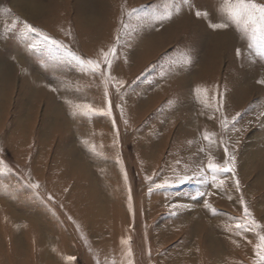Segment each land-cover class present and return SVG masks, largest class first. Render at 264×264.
<instances>
[{
  "label": "rangeland",
  "instance_id": "374dc122",
  "mask_svg": "<svg viewBox=\"0 0 264 264\" xmlns=\"http://www.w3.org/2000/svg\"><path fill=\"white\" fill-rule=\"evenodd\" d=\"M164 2L0 0V264H253L264 234V56L234 26L196 17L220 22L221 0H190L162 26L133 18L107 97L98 75L57 50L29 51L19 25L4 31L18 17L102 60L128 12ZM109 99L111 116L73 114L77 103L107 110ZM225 145L234 175L220 187L211 175L168 189L147 179L195 175L209 148L222 163ZM241 198L256 231L238 234Z\"/></svg>",
  "mask_w": 264,
  "mask_h": 264
},
{
  "label": "snow or ice",
  "instance_id": "6c2138e0",
  "mask_svg": "<svg viewBox=\"0 0 264 264\" xmlns=\"http://www.w3.org/2000/svg\"><path fill=\"white\" fill-rule=\"evenodd\" d=\"M185 4L191 7L190 0H165L162 9L153 7L151 12H143L141 9H132L127 13L128 20H121L122 31L116 36V44L107 51L101 50L100 57H102V60L84 58L77 55L69 45L51 37L41 29L34 27L26 20H22L18 17L13 19L11 24L5 23L4 31L8 32L16 30L19 25L21 37L26 41H29V51L40 52L42 49L48 51L57 50L72 61H75L82 71L90 73L94 77L98 75L105 84V96L107 97V85L109 81L115 79V77L111 75V70L113 68L114 60L118 55L119 43L123 38V35L127 34L131 28V20L135 18L136 21L141 23H150L153 25L159 24L162 26L165 21L171 20L174 14H179L182 5ZM0 11L7 13L9 10L3 9ZM195 15L197 18H205L208 21V26L213 30H223L228 29L230 25L234 26V30L240 35V37L247 41L246 46L250 50H255V55L264 56V3H258L257 0H221L218 8L220 22H212L210 14L207 11L197 10ZM67 34L70 36L71 32L69 31ZM240 54V49H237V56H240ZM180 62L191 63V58L190 56H182ZM258 82L264 84V80ZM119 84L122 86L123 81H120ZM52 90L55 91L56 89L53 88ZM197 91L198 93L200 92L199 89ZM204 93L205 98L201 102L205 107H208L206 90H204ZM72 107L74 108V115L78 113L85 118H90L96 115H112L110 99L108 101L107 110L94 108L90 103H77ZM220 107H222V105L217 107L216 111H219ZM237 116H239V114H237ZM236 119L237 117H232L233 125ZM221 127L224 129L229 127L227 119L221 122ZM214 135L215 134L205 133L203 135V140L211 146L217 143V141L213 139ZM223 153L222 163L216 162V158L211 154V148H209L206 166H201L195 175L178 176L175 183L167 179H164L162 183H157L153 177H147V179L154 183L157 189H168L194 181L203 183V178L206 175H211L214 186L220 187L224 183L222 174L232 173L234 175L235 157L229 153L227 145L224 146ZM161 175L162 174L159 173L156 174V179H159ZM235 183L237 190H239V181L236 180ZM32 187L38 188L39 184H34ZM149 190L151 191V188ZM200 194L203 195V193ZM240 203L243 205V216L238 218L240 222L236 225L238 234L240 229H244L245 231H256L259 229L260 225L254 218H252L251 212L243 198L240 199ZM173 206L175 207V205ZM256 235L258 243L254 246L255 259L253 260V264H264V234L257 231ZM123 242L128 243V241ZM68 259L73 260L75 258L68 257Z\"/></svg>",
  "mask_w": 264,
  "mask_h": 264
},
{
  "label": "bare ground",
  "instance_id": "6f19581e",
  "mask_svg": "<svg viewBox=\"0 0 264 264\" xmlns=\"http://www.w3.org/2000/svg\"><path fill=\"white\" fill-rule=\"evenodd\" d=\"M250 153H251V151H250ZM244 157H246V156H244ZM247 157H248V156H247ZM243 161H244V158H243ZM248 162H249V161H248ZM248 162H247V163H248ZM243 163L245 164V162H243Z\"/></svg>",
  "mask_w": 264,
  "mask_h": 264
}]
</instances>
